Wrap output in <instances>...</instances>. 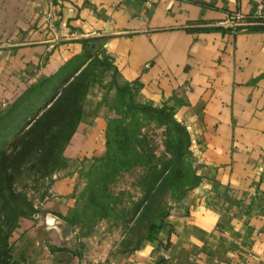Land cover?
Masks as SVG:
<instances>
[{"label":"crops","instance_id":"crops-1","mask_svg":"<svg viewBox=\"0 0 264 264\" xmlns=\"http://www.w3.org/2000/svg\"><path fill=\"white\" fill-rule=\"evenodd\" d=\"M91 40L137 101L174 107L198 180L153 239L87 263L64 219L73 178H60L7 264H264V0H0V105ZM105 111L84 116L74 155L100 144Z\"/></svg>","mask_w":264,"mask_h":264},{"label":"rangeland","instance_id":"rangeland-1","mask_svg":"<svg viewBox=\"0 0 264 264\" xmlns=\"http://www.w3.org/2000/svg\"><path fill=\"white\" fill-rule=\"evenodd\" d=\"M85 44L87 49L71 58L60 73L0 105V264L11 261L14 255L9 252L19 228L37 215L60 178H73L64 219L87 263L106 262L135 250L149 232L155 234L166 225L167 216L198 180L191 137L189 147L185 146L178 132L184 124L172 114L128 113V105L122 103L128 96L118 101L113 68L105 69L91 58L100 53V45L94 40ZM60 94L65 96L44 132L45 140L24 145L31 121L58 102ZM104 108L106 125L99 147L74 155L68 147L84 116L90 115L86 122L92 124ZM76 109L81 119L73 130L68 121L77 115ZM119 124L128 136L122 153L101 161L109 147L107 131L120 138ZM121 158L126 161L120 162Z\"/></svg>","mask_w":264,"mask_h":264},{"label":"trees","instance_id":"trees-1","mask_svg":"<svg viewBox=\"0 0 264 264\" xmlns=\"http://www.w3.org/2000/svg\"><path fill=\"white\" fill-rule=\"evenodd\" d=\"M86 49L87 48H86V44H85L84 50H86ZM101 54H103L104 58H101L99 56ZM91 58L96 59V61L99 62L101 65H103V67L105 69L113 68V70H114L113 83L116 86L117 95L119 98L118 101L121 100V96H124L122 98H125L126 96H128V98H126L122 101V103L124 105H126V104L128 105V107L130 109L128 111V113H135L136 111H140V112H142V114H146V113H149L150 111H154L158 114H172V116H175L174 107L170 106L169 104L165 103L162 106H156L150 101H146V102L137 101L135 98V89L127 83H120L119 82V80H118V68L116 65H114L113 61L110 59V56L108 54L100 52L96 55H93ZM77 70H79V68L76 69L72 73V75L75 72H77ZM49 77H51V76H49ZM74 78H75V76L73 75V79ZM71 81H72V79L69 80L67 84L71 83ZM63 96H65V94H63V95L60 94L58 96V102H52L47 108H45V110L38 117L35 118L34 121H31V124L26 129L27 139L25 140L24 145H27V143H29V142L33 143L35 140L36 141L45 140L44 132L46 130H48V124H49L50 120L53 118L58 104H60L59 100L63 99ZM76 111H77V109H76ZM80 119H81V112L78 114V111H77V115H75V117H73L71 120L68 121L69 124H74L73 130L77 127V124L79 123ZM114 120L115 119H113V118L109 119L108 128H110L113 125L112 122ZM175 120H177V119H175ZM176 122L178 124H180V121L177 120ZM119 126L122 127V124H119ZM121 129L122 130L119 129L120 134L118 135V137H120V138H118V139L113 138V136L111 135V133L108 129L107 139L109 142V147H108V151L106 152V154L104 156L100 157L101 161L107 162L111 159L112 156L117 159L118 155H120V153H122L121 147H123L125 145L124 137H128V136H127L126 127H122ZM180 129H182V128L180 127ZM48 131H47V133H49ZM178 132H179V135L181 137L180 139H182V141H183V145L189 147L190 134H189V131L187 130L186 126L184 125L183 129L181 131L178 130ZM41 142H43V141H41ZM125 161L126 160H124L122 158L120 160V162H125ZM162 227L163 226L158 228V230L155 232V234H153L152 232H149L147 235V238L153 239ZM9 253L12 254L11 252H9ZM9 258H10V256H9ZM10 260H12V258ZM8 263H10V262H8Z\"/></svg>","mask_w":264,"mask_h":264},{"label":"built area","instance_id":"built-area-1","mask_svg":"<svg viewBox=\"0 0 264 264\" xmlns=\"http://www.w3.org/2000/svg\"><path fill=\"white\" fill-rule=\"evenodd\" d=\"M244 15L241 13H237L236 15H233L230 20L227 22V26L229 27H235L237 25V19L243 17ZM147 66L149 63L146 64Z\"/></svg>","mask_w":264,"mask_h":264}]
</instances>
